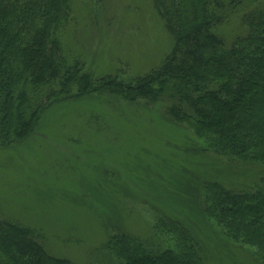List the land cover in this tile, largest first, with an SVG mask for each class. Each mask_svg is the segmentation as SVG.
Returning <instances> with one entry per match:
<instances>
[{"label": "rangeland", "instance_id": "374dc122", "mask_svg": "<svg viewBox=\"0 0 264 264\" xmlns=\"http://www.w3.org/2000/svg\"><path fill=\"white\" fill-rule=\"evenodd\" d=\"M73 13L62 46L96 77H142L173 48L150 0L76 2ZM164 110L106 95L49 108L26 141L0 147V222L36 230L48 254L74 264H117L102 248L116 233L174 248L161 220L189 233L206 264H261L198 211L204 180L240 189L257 169L199 153Z\"/></svg>", "mask_w": 264, "mask_h": 264}, {"label": "trees", "instance_id": "16d2710c", "mask_svg": "<svg viewBox=\"0 0 264 264\" xmlns=\"http://www.w3.org/2000/svg\"><path fill=\"white\" fill-rule=\"evenodd\" d=\"M100 1L0 0V147L26 141L45 111L74 99L106 95L162 105L169 121L191 133L199 153L257 169L259 181L240 189L204 180L198 211L264 264V1L150 0L173 48L132 79L96 77L62 46L74 3ZM231 24L226 39L221 29ZM160 223L177 235L174 248L126 233L102 248L117 264H206L189 233ZM0 264L74 263L48 254L36 230L1 221Z\"/></svg>", "mask_w": 264, "mask_h": 264}]
</instances>
